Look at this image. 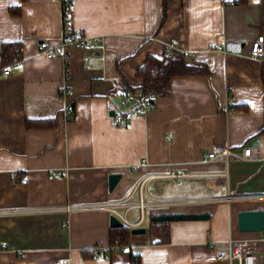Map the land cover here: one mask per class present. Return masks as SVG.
<instances>
[{
    "label": "crops",
    "instance_id": "obj_1",
    "mask_svg": "<svg viewBox=\"0 0 264 264\" xmlns=\"http://www.w3.org/2000/svg\"><path fill=\"white\" fill-rule=\"evenodd\" d=\"M61 12V0H0V46L23 47L10 75L0 69V211L137 199L140 183L147 199L198 200L148 208L140 225L136 208L128 225L148 231L120 249L106 210L0 213V264H230L220 257L230 237L259 239L264 254V232L239 225L241 211L264 209V198H239L264 194V159L238 155L247 144L264 153V60L249 55L264 35V0H74L76 24L99 39L85 48L59 44ZM228 38L243 53L213 50ZM171 41L211 74L173 77L171 93L140 113L122 79L142 85L137 69ZM177 212L208 217L169 222L160 242L152 215Z\"/></svg>",
    "mask_w": 264,
    "mask_h": 264
},
{
    "label": "built area",
    "instance_id": "obj_2",
    "mask_svg": "<svg viewBox=\"0 0 264 264\" xmlns=\"http://www.w3.org/2000/svg\"><path fill=\"white\" fill-rule=\"evenodd\" d=\"M62 1V38L60 41V45L62 47H66L70 44H76L83 48L88 47L90 45H97L99 43V39L97 37H90L86 34L85 30L79 27L74 19V0H61ZM41 47L48 57H53L55 55L54 47L47 41H41ZM244 45L241 42L234 40L233 38L225 39L223 42H219L213 47L214 49L222 50L223 52H238L243 53ZM173 49L178 48V42L171 41V43L167 44V50L171 51ZM23 50L22 46L17 47V51L21 52ZM249 55L253 59H263L264 60V35H259L257 40L253 42L252 46L249 50ZM3 59V49L0 46V61ZM20 58H16L12 63L6 64L0 69L3 74L10 75L14 70V63L20 61ZM67 80H69L72 76V72L67 70ZM66 87V86H65ZM67 89V87L65 88ZM126 104H138V111L140 113H145L148 109L154 106V102L152 101L151 96L149 95H141L140 92H130L123 96ZM68 114H70V110H67ZM116 123L126 125L128 120L125 117H116ZM222 155L230 157L232 154H236L233 151L226 149L222 152ZM243 159L249 160H261L264 159V153L261 151L259 146H253L247 144L242 151V154H238ZM210 158L217 157V154L210 153ZM182 172H175L172 174L173 177L178 175H182ZM144 186L140 183L137 190L139 191V197L137 199H132L130 197L126 199H121L119 201H104V202H90V203H68L61 205H47V206H33V207H19L18 209H4L1 210L0 213H18L26 212H62L65 211L67 213H71L76 210H97V211H109L112 214L120 217L125 223L131 224L128 217V212L133 208H138L141 211V217L136 222V224H142L145 219L144 211L148 208H162L177 205L182 202H194L197 201V198L191 199H172V198H154L149 197L148 199L144 197L143 193ZM231 199L233 198L230 196ZM242 199L248 198H264V194L253 196H239ZM123 209V210H122ZM229 248L226 252L221 253L222 258L228 260L230 264H264V254L262 253V248L260 246V240L255 238H229ZM114 248L120 249L121 247L126 246L125 244L119 243L117 240L115 242ZM2 247H5L3 245ZM97 249H95V253ZM54 264H80L79 262H75L73 259L69 257H63L58 259Z\"/></svg>",
    "mask_w": 264,
    "mask_h": 264
},
{
    "label": "trees",
    "instance_id": "obj_3",
    "mask_svg": "<svg viewBox=\"0 0 264 264\" xmlns=\"http://www.w3.org/2000/svg\"><path fill=\"white\" fill-rule=\"evenodd\" d=\"M167 2L168 0H164L165 5H167ZM18 46L21 45L17 42L2 44L3 59L0 61V67L12 63L16 58H21L22 51H17ZM137 70V77L142 81V85L135 87L123 78L122 85L124 89L130 92H140L141 95H149L152 98L169 95L172 91L171 82L175 76L201 74L210 76L211 74L209 67L205 64L199 65L188 61V55L179 49L167 50L163 57L151 54ZM149 228L152 234L158 236L160 242L170 240L171 227H169V223L158 224L154 222ZM132 235V228L128 224H125L120 226V228H113L112 241L114 243L118 240L119 243L126 244Z\"/></svg>",
    "mask_w": 264,
    "mask_h": 264
},
{
    "label": "water",
    "instance_id": "obj_4",
    "mask_svg": "<svg viewBox=\"0 0 264 264\" xmlns=\"http://www.w3.org/2000/svg\"><path fill=\"white\" fill-rule=\"evenodd\" d=\"M122 177V173H114L110 175V186L111 190L115 189ZM208 214L203 213H162L152 215V221L158 224L160 223H169L177 220H191V219H206ZM125 222L118 216L112 214L111 216V226L113 228H120ZM239 225L240 229L243 232L256 231L264 232V209L256 210L249 209L241 211L239 214ZM147 228L142 226H134L132 229L133 234L147 233Z\"/></svg>",
    "mask_w": 264,
    "mask_h": 264
},
{
    "label": "rangeland",
    "instance_id": "obj_5",
    "mask_svg": "<svg viewBox=\"0 0 264 264\" xmlns=\"http://www.w3.org/2000/svg\"><path fill=\"white\" fill-rule=\"evenodd\" d=\"M152 209H159V208H152ZM122 210H123V209H122ZM129 214H130V215H129V219H130L131 221H134V219H137V218H139V216H140V214H139V210L136 209V208H134V210H132ZM148 223H149V220H147V221L144 223V225H145V226H148Z\"/></svg>",
    "mask_w": 264,
    "mask_h": 264
}]
</instances>
